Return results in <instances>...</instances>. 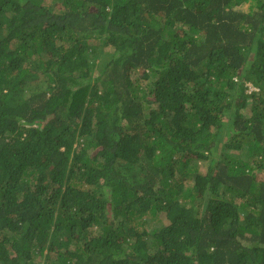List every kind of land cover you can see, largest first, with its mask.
Masks as SVG:
<instances>
[{
  "label": "trees",
  "instance_id": "obj_1",
  "mask_svg": "<svg viewBox=\"0 0 264 264\" xmlns=\"http://www.w3.org/2000/svg\"><path fill=\"white\" fill-rule=\"evenodd\" d=\"M0 264H264V0H0Z\"/></svg>",
  "mask_w": 264,
  "mask_h": 264
},
{
  "label": "rangeland",
  "instance_id": "obj_2",
  "mask_svg": "<svg viewBox=\"0 0 264 264\" xmlns=\"http://www.w3.org/2000/svg\"><path fill=\"white\" fill-rule=\"evenodd\" d=\"M239 10L240 11H243V12H246L247 10H248V5H243V6H241V7H239ZM109 54H110V50L109 49H106L105 50V54H104V56L101 58V60L100 61H102V62H104V61H106L107 60V56H109ZM132 73V72H131ZM131 76H133V79L134 80H137V79H139V77H140V75H138V74H136L135 73V75H134V73H132V75ZM140 81H141V79H140ZM142 82V81H141ZM143 83V82H142ZM199 168L201 169V171H204L205 170V166L203 165V164H199ZM159 227V224L158 223H155V222H152V223H149L148 224V227L147 228H158Z\"/></svg>",
  "mask_w": 264,
  "mask_h": 264
},
{
  "label": "built area",
  "instance_id": "obj_3",
  "mask_svg": "<svg viewBox=\"0 0 264 264\" xmlns=\"http://www.w3.org/2000/svg\"><path fill=\"white\" fill-rule=\"evenodd\" d=\"M250 91H253V89H252V88H250Z\"/></svg>",
  "mask_w": 264,
  "mask_h": 264
}]
</instances>
